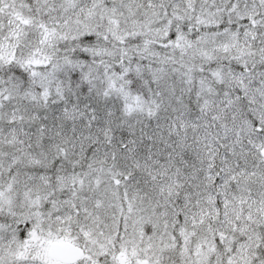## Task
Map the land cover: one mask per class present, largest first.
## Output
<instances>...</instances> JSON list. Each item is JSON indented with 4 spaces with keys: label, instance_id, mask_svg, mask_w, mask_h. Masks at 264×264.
I'll return each mask as SVG.
<instances>
[{
    "label": "snow or ice",
    "instance_id": "obj_1",
    "mask_svg": "<svg viewBox=\"0 0 264 264\" xmlns=\"http://www.w3.org/2000/svg\"><path fill=\"white\" fill-rule=\"evenodd\" d=\"M0 264H264V0H0Z\"/></svg>",
    "mask_w": 264,
    "mask_h": 264
}]
</instances>
